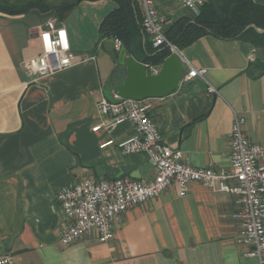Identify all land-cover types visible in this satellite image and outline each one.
<instances>
[{
    "label": "crops",
    "instance_id": "0c3cea01",
    "mask_svg": "<svg viewBox=\"0 0 264 264\" xmlns=\"http://www.w3.org/2000/svg\"><path fill=\"white\" fill-rule=\"evenodd\" d=\"M252 1L264 7V0ZM155 3L165 28L198 13L177 0ZM115 6L113 0H84L69 11L59 23L72 52L84 60L41 78L23 64L39 53L37 33L52 14L0 12V253L10 255L12 264H256L245 255L249 247L235 241L240 220L233 217L234 196L195 181L185 196L172 184L126 210L107 242L94 232L69 245L59 242L67 223L55 200L62 187L85 176L149 180L155 171L145 155L118 148L134 132L130 122L92 130L109 119L96 103L111 98L112 73L116 81L123 77L113 39L98 40L101 20ZM178 51L183 70L187 62L204 68L216 93L192 78L167 96L146 99L161 141L181 149L193 167L211 161L227 167L236 113L245 118L246 136L264 143V50L207 34ZM143 54L130 55L147 65Z\"/></svg>",
    "mask_w": 264,
    "mask_h": 264
},
{
    "label": "built area",
    "instance_id": "2783aa9c",
    "mask_svg": "<svg viewBox=\"0 0 264 264\" xmlns=\"http://www.w3.org/2000/svg\"><path fill=\"white\" fill-rule=\"evenodd\" d=\"M141 11L142 30L154 49L167 46L171 53L178 49L165 36V18L158 13L155 0H136ZM194 12H198L205 0H177ZM63 33V37L61 36ZM39 53L24 62V69L37 78L67 69L84 60L70 48L66 29L54 15L46 19L39 29ZM45 36L48 37L47 42ZM122 42L113 38V49ZM157 72L159 66L150 67ZM206 70L187 62L179 84L192 78H200L206 84ZM210 93L215 88L207 84ZM150 105L145 100L121 98L112 92L111 98L101 97L96 109L109 119L92 128H111L122 122H130L133 134L118 143L123 154H143L154 166L149 180L120 177L112 180L85 176L70 183L55 195V200L66 216L67 223L59 230V242L69 245L82 235L94 232L99 242H107L114 236L122 214L139 204L158 196L174 184L179 196H185L189 182L202 183L214 190L234 196L238 209L233 217L240 220L235 241L249 247L246 256L264 264V143L252 142L244 133L245 118L233 113L229 134L228 166L216 167L211 161L205 167H193L184 159L181 149L161 141L157 125L149 115ZM111 143V142H110ZM0 264H12L11 256L0 253Z\"/></svg>",
    "mask_w": 264,
    "mask_h": 264
},
{
    "label": "trees",
    "instance_id": "16d2710c",
    "mask_svg": "<svg viewBox=\"0 0 264 264\" xmlns=\"http://www.w3.org/2000/svg\"><path fill=\"white\" fill-rule=\"evenodd\" d=\"M81 1L84 0H0V12L19 15L38 9L62 21ZM113 1L116 6L101 20L98 39L118 38L130 54L143 50L142 62L152 67L160 66L171 51L167 46L151 47L141 27V12L136 0ZM252 24L261 32L251 27ZM207 34L220 39H241L264 50V7L252 0H205L193 20L181 17L165 28L166 38L178 50Z\"/></svg>",
    "mask_w": 264,
    "mask_h": 264
},
{
    "label": "water",
    "instance_id": "95a60500",
    "mask_svg": "<svg viewBox=\"0 0 264 264\" xmlns=\"http://www.w3.org/2000/svg\"><path fill=\"white\" fill-rule=\"evenodd\" d=\"M250 26L257 32H261L255 25ZM113 56L117 69L123 77L120 81H116L117 73L113 72L110 77L111 89L121 98L134 100L161 98L171 94L178 87L183 65L176 52L171 53L162 61L157 72H152L148 65L134 59L124 46L114 51Z\"/></svg>",
    "mask_w": 264,
    "mask_h": 264
},
{
    "label": "rangeland",
    "instance_id": "374dc122",
    "mask_svg": "<svg viewBox=\"0 0 264 264\" xmlns=\"http://www.w3.org/2000/svg\"><path fill=\"white\" fill-rule=\"evenodd\" d=\"M138 7H139V6H138ZM139 9H140V8H139ZM140 12H141V11H140ZM98 40H99V39H98ZM105 95H107V96L109 95L107 89H105Z\"/></svg>",
    "mask_w": 264,
    "mask_h": 264
},
{
    "label": "clouds",
    "instance_id": "9594fccd",
    "mask_svg": "<svg viewBox=\"0 0 264 264\" xmlns=\"http://www.w3.org/2000/svg\"><path fill=\"white\" fill-rule=\"evenodd\" d=\"M61 36L63 37V33H61ZM47 40H48V37L45 36V41L47 42Z\"/></svg>",
    "mask_w": 264,
    "mask_h": 264
}]
</instances>
